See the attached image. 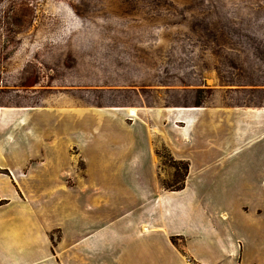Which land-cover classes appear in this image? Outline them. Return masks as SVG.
Returning <instances> with one entry per match:
<instances>
[{
	"label": "crops",
	"instance_id": "1",
	"mask_svg": "<svg viewBox=\"0 0 264 264\" xmlns=\"http://www.w3.org/2000/svg\"><path fill=\"white\" fill-rule=\"evenodd\" d=\"M208 97L131 122L0 105V264H264V88Z\"/></svg>",
	"mask_w": 264,
	"mask_h": 264
},
{
	"label": "rangeland",
	"instance_id": "2",
	"mask_svg": "<svg viewBox=\"0 0 264 264\" xmlns=\"http://www.w3.org/2000/svg\"><path fill=\"white\" fill-rule=\"evenodd\" d=\"M223 87L264 88V0H0V105L131 122ZM155 143L172 192L188 163Z\"/></svg>",
	"mask_w": 264,
	"mask_h": 264
},
{
	"label": "trees",
	"instance_id": "3",
	"mask_svg": "<svg viewBox=\"0 0 264 264\" xmlns=\"http://www.w3.org/2000/svg\"><path fill=\"white\" fill-rule=\"evenodd\" d=\"M197 103H199V102H197ZM187 166L188 165L185 166L186 173H187ZM183 183H184V181H183ZM183 183L180 184L178 187H176L173 191L180 190V189L182 190L183 189ZM162 187H163V189H166L167 190V187L163 186V184H162Z\"/></svg>",
	"mask_w": 264,
	"mask_h": 264
},
{
	"label": "bare ground",
	"instance_id": "4",
	"mask_svg": "<svg viewBox=\"0 0 264 264\" xmlns=\"http://www.w3.org/2000/svg\"><path fill=\"white\" fill-rule=\"evenodd\" d=\"M135 112H136V110H135V109H133V110H131V112H129V114H128V115L135 116Z\"/></svg>",
	"mask_w": 264,
	"mask_h": 264
}]
</instances>
